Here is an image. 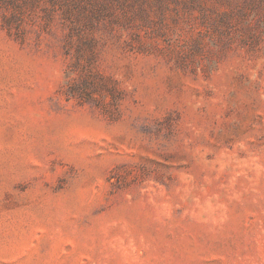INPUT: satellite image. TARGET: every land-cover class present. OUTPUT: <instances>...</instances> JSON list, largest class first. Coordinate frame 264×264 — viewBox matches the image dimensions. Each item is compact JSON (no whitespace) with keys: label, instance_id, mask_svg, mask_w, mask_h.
Masks as SVG:
<instances>
[{"label":"rangeland","instance_id":"obj_1","mask_svg":"<svg viewBox=\"0 0 264 264\" xmlns=\"http://www.w3.org/2000/svg\"><path fill=\"white\" fill-rule=\"evenodd\" d=\"M0 264H264V0H0Z\"/></svg>","mask_w":264,"mask_h":264}]
</instances>
